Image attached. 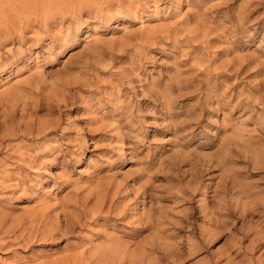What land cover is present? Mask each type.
Wrapping results in <instances>:
<instances>
[{
	"label": "rangeland",
	"instance_id": "obj_1",
	"mask_svg": "<svg viewBox=\"0 0 264 264\" xmlns=\"http://www.w3.org/2000/svg\"><path fill=\"white\" fill-rule=\"evenodd\" d=\"M263 217L264 0H0V264H262Z\"/></svg>",
	"mask_w": 264,
	"mask_h": 264
},
{
	"label": "bare ground",
	"instance_id": "obj_2",
	"mask_svg": "<svg viewBox=\"0 0 264 264\" xmlns=\"http://www.w3.org/2000/svg\"><path fill=\"white\" fill-rule=\"evenodd\" d=\"M230 159V161H231V158H229ZM218 160V159H217ZM228 159H227V157H223L222 159H220V160H218V164H217V166L218 165H221V164H223V163H225L226 161H227ZM213 163V162H212ZM197 165V164H196ZM202 166V165H201ZM206 166H208V165H206ZM196 169V168H195ZM198 169H199V167H198ZM201 169V168H200ZM232 169V168H231ZM231 169H227L226 170V172H227V174H229V175H225L224 176V174L222 175L224 178H226V181H225V185L222 187V192H223V194L220 196V198H218V200L217 199H215L216 200V203H217V209L219 210L220 209V207H222V208H224L225 209V213L224 214H227V215H234V214H236V213H238V211H240V213H239V215L240 214H242V216H244L243 214H245V216L248 214V213H250V208H252V207H245V206H240V207H238L237 208V206H239V204H237L238 202H236L235 203V200H234V203H232V198H231V195L229 194V192L233 189V188H235V186H236V184L234 183L235 181L233 180L234 178H233V176L230 174V172H229V170H231ZM202 170V169H201ZM200 170V171H201ZM203 170H204V168H203ZM209 170V169H208ZM223 170V169H222ZM196 171V170H195ZM204 171H206V170H204ZM224 172H225V170H223ZM200 173V172H199ZM202 173V172H201ZM234 174V173H233ZM195 175H196V173H195ZM199 175V174H198ZM197 175V176H198ZM220 175V176H221ZM221 176V178H223ZM231 176H232V178L233 179H231ZM201 177H203V175L201 174ZM200 177V178H201ZM235 178H237V177H235ZM238 179V178H237ZM236 180V179H235ZM221 181H223V180H221ZM237 182V181H236ZM233 183H234V185H233ZM220 187H221V184H220ZM219 187V188H220ZM220 190V189H219ZM216 195V194H215ZM215 195H214V197H215ZM219 197V196H218ZM258 199V198H257ZM237 200H239L238 198H236V201ZM192 201V200H191ZM249 202V201H248ZM251 202V201H250ZM247 203V202H246ZM242 204H244V203H242ZM250 204V203H249ZM248 205V204H247ZM254 205V204H253ZM259 205H260V203H259ZM218 206H219V208H218ZM249 206H252L251 204L249 205ZM255 206V205H254ZM216 207V206H215ZM254 208H256V207H254ZM223 209V210H224ZM257 209V208H256ZM221 210V209H220ZM246 210V212L245 213H241V211H245ZM222 211V210H221ZM220 211V212H221ZM218 212V211H217ZM217 212H215V213H217ZM223 212V211H222ZM261 212V211H260ZM214 213V211L213 212H211V214H213ZM223 214V213H222ZM259 214V213H258ZM214 215H216V214H214ZM214 215H213V217H214ZM220 215V214H219ZM212 216V215H211ZM217 217V216H216ZM215 217V218H216ZM219 217V216H218ZM211 218V217H210ZM220 218V217H219ZM224 218V217H223ZM264 218V217H263ZM230 219H231V217H230ZM217 220V221H216ZM210 219V220H208V222L209 221H214V223H218L219 221H218V219ZM221 220V219H220ZM216 221V222H215ZM222 221V220H221ZM214 223H212V225L214 224ZM220 223V222H219ZM222 223V222H221ZM220 223V224H221ZM224 223V222H223ZM222 223V224H223ZM211 224V223H210ZM217 226V225H216ZM216 226H215V229L212 231V232H214L217 228H216ZM224 226V225H223ZM217 227H219V226H217ZM225 227V226H224ZM223 227V228H224ZM219 230V229H218ZM263 235V234H262ZM157 240V239H156ZM202 240V239H201ZM205 241V240H204ZM159 242V241H158ZM152 244V243H151ZM156 245V244H155ZM160 245V244H159ZM198 245V244H197ZM234 247L236 246L235 245V243H234V245H233ZM152 247V246H151ZM156 247V246H155ZM154 247V248H155ZM157 247H158V244H157ZM163 247V244H162V246H161V248ZM198 246H194L193 248H191V249H189V251H188V255L190 256L193 252H195L198 248H197ZM160 248V249H161ZM233 248V247H232ZM239 248V247H238ZM153 249V248H152ZM151 249V250H152ZM157 249V248H156ZM155 249V250H156ZM171 250V249H170ZM170 250H168V252H166L165 250L163 251H161V255H160V257L159 256H157V257H159V260L160 259H165L163 262H162V264H173V263H177V261L179 260H181L182 258H180L179 257V255L180 254H178V252L177 253H171V252H169ZM178 250V249H177ZM199 250V249H198ZM179 251V250H178ZM199 251H201V250H199ZM139 253V252H138ZM197 253V252H196ZM119 255L117 256V258H115L114 260H113V262H118L119 264L120 263H123V264H125V262L127 261L128 262V264H143L142 263V260H143V257H141V256H139V254H138V256H139V258H138V260H139V262H137L138 260H136L135 258H133V255H126L125 256V254H126V252H120V253H118ZM137 254V253H136ZM178 255V257L177 258H175L176 256ZM228 255V254H227ZM172 257H174V258H172ZM184 257V256H183ZM188 256H186V258H187ZM133 258V259H132ZM172 258V259H171ZM168 259H170V260H168ZM184 259V258H183ZM227 259V258H226ZM228 259H229V256H228ZM154 260V259H153ZM157 261V260H156ZM162 261V260H161ZM181 262V261H180ZM233 262V261H232ZM156 263V262H155ZM228 264L230 263L229 261L227 262ZM261 263V262H260ZM210 264V263H209ZM226 264V263H225ZM235 264V263H234ZM237 264V263H236ZM258 264V263H257ZM262 264H264V263H262Z\"/></svg>",
	"mask_w": 264,
	"mask_h": 264
}]
</instances>
